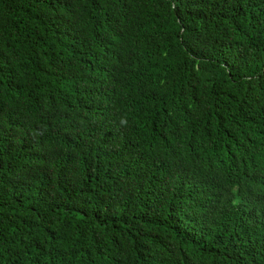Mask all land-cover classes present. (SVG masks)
Masks as SVG:
<instances>
[{"label": "trees", "instance_id": "16d2710c", "mask_svg": "<svg viewBox=\"0 0 264 264\" xmlns=\"http://www.w3.org/2000/svg\"><path fill=\"white\" fill-rule=\"evenodd\" d=\"M0 264H264V0H0Z\"/></svg>", "mask_w": 264, "mask_h": 264}]
</instances>
